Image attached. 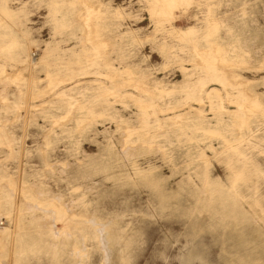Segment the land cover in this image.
Segmentation results:
<instances>
[{
  "label": "rangeland",
  "instance_id": "obj_1",
  "mask_svg": "<svg viewBox=\"0 0 264 264\" xmlns=\"http://www.w3.org/2000/svg\"><path fill=\"white\" fill-rule=\"evenodd\" d=\"M0 264H264V0H0Z\"/></svg>",
  "mask_w": 264,
  "mask_h": 264
},
{
  "label": "bare ground",
  "instance_id": "obj_2",
  "mask_svg": "<svg viewBox=\"0 0 264 264\" xmlns=\"http://www.w3.org/2000/svg\"><path fill=\"white\" fill-rule=\"evenodd\" d=\"M167 1H170V2H172V1H175V0H167Z\"/></svg>",
  "mask_w": 264,
  "mask_h": 264
}]
</instances>
